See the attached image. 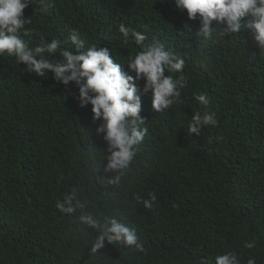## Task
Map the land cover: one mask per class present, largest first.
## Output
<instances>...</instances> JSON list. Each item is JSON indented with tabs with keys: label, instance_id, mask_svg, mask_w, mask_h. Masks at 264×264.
I'll use <instances>...</instances> for the list:
<instances>
[{
	"label": "trees",
	"instance_id": "trees-1",
	"mask_svg": "<svg viewBox=\"0 0 264 264\" xmlns=\"http://www.w3.org/2000/svg\"><path fill=\"white\" fill-rule=\"evenodd\" d=\"M41 0L24 10L41 38L70 47L73 30L106 47L126 64L141 49L123 43L119 26L159 42L185 61L180 102L156 112L152 93L141 96L148 133L119 186L107 183V144L95 129L91 106H79L78 88L53 74L38 77L14 57H0V264H198L235 252L240 264H264V49L252 31L198 35L173 0ZM213 28L222 30L216 22ZM54 59H60L59 53ZM123 70L135 75L123 66ZM170 74V73H166ZM142 91L144 80L136 82ZM207 94L204 106L194 99ZM196 111L217 124L189 134ZM73 187L98 219L115 216L135 230L143 246L105 242L96 254L97 231L56 207ZM155 193L152 209L141 200ZM255 241L249 249L245 242Z\"/></svg>",
	"mask_w": 264,
	"mask_h": 264
},
{
	"label": "clouds",
	"instance_id": "clouds-1",
	"mask_svg": "<svg viewBox=\"0 0 264 264\" xmlns=\"http://www.w3.org/2000/svg\"><path fill=\"white\" fill-rule=\"evenodd\" d=\"M176 7L187 12L189 20L199 19L198 35L212 37L232 36L241 31H252L261 49H264V0H173ZM32 0H0V57H14L19 64L26 66L27 72L38 77L53 74V79L65 86L74 83L78 88L79 106H91L93 122L100 121L95 129L107 144L104 172L110 174L107 183L119 186L131 170L134 158L148 133L146 118L141 116V96L151 91L152 108L156 112L168 109L180 102L181 90L186 87L184 75L178 78L171 73H182L185 61L172 49L159 42L146 45L147 36L136 29L119 26L123 43L131 40L141 50L127 58L126 64L114 62L111 51L106 47L89 44L73 30L68 37L70 47H63L59 39L47 41L43 38L30 47L23 37H30L32 29L26 27L32 18L24 16V10ZM42 11L52 6L51 0H41ZM213 22L222 25V30L212 27ZM59 53L60 59H54ZM127 65L130 75L123 70ZM166 73H170L167 74ZM143 79L141 91L137 81ZM194 99L207 106V94H196ZM217 119L209 111H196L188 123L189 134L199 136L203 128L215 126ZM145 208L152 209L157 197L149 194V199L141 200ZM87 201L80 198V190L73 187L69 193L57 200L55 207L63 214L72 215L78 210L76 219L97 231L90 242V253L96 254L111 245L135 246L143 251L135 230L118 220L115 216L98 219L86 211ZM245 247H256L255 241L245 242ZM198 264H209L205 259ZM214 264H240L235 252L229 251L215 256ZM247 264H256L249 258Z\"/></svg>",
	"mask_w": 264,
	"mask_h": 264
}]
</instances>
